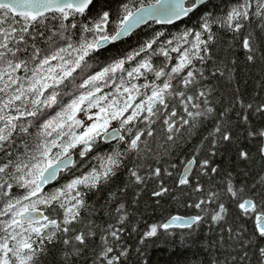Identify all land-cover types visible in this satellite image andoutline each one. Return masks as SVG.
Listing matches in <instances>:
<instances>
[{"label": "snow or ice", "instance_id": "6c2138e0", "mask_svg": "<svg viewBox=\"0 0 264 264\" xmlns=\"http://www.w3.org/2000/svg\"><path fill=\"white\" fill-rule=\"evenodd\" d=\"M161 243L264 264V0H0V264Z\"/></svg>", "mask_w": 264, "mask_h": 264}, {"label": "trees", "instance_id": "16d2710c", "mask_svg": "<svg viewBox=\"0 0 264 264\" xmlns=\"http://www.w3.org/2000/svg\"><path fill=\"white\" fill-rule=\"evenodd\" d=\"M147 2V0H146ZM158 27V26H153ZM183 27V25H181ZM175 31V29H173ZM260 68L259 66L255 68H250L245 65L243 56L240 55V63L238 65L237 69V75L240 79L241 83V91L245 92L246 95L252 96L255 95L258 91L257 85L260 79ZM247 80V84H244V81ZM213 83L218 84V87H220V91L224 93V98L227 99L231 96V90L229 86L224 85L222 81H213ZM219 95V93H217ZM184 209H180L179 213L177 212L176 208L173 206L169 208L167 205H165V208L163 209L162 213L158 212L156 214V217L154 219H160L162 214L167 215L168 212H172V214H183ZM198 247V245H197ZM196 249L193 248L191 251L186 250V248L177 247L175 250L170 248L169 246L164 245L163 243L158 244L155 247H152L149 249V256L151 260V264H176L177 258H184L189 257L192 255V251H195Z\"/></svg>", "mask_w": 264, "mask_h": 264}]
</instances>
